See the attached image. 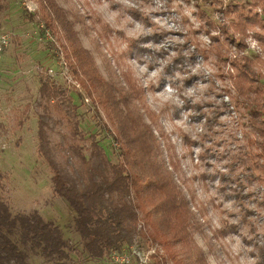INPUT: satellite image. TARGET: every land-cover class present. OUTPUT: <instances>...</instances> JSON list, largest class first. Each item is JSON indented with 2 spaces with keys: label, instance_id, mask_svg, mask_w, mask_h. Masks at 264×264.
Masks as SVG:
<instances>
[{
  "label": "rangeland",
  "instance_id": "374dc122",
  "mask_svg": "<svg viewBox=\"0 0 264 264\" xmlns=\"http://www.w3.org/2000/svg\"><path fill=\"white\" fill-rule=\"evenodd\" d=\"M52 1L104 80L122 85L128 74L139 90L136 103L160 140L162 158L176 167L174 178L194 213L193 239L207 263L259 264L264 149L253 114L264 112L258 104L264 86L259 95L248 82L247 91L236 65L264 79V0ZM1 3L0 172L10 209L36 210L52 221L68 241L73 264H175L171 248L144 236L143 222L132 245L102 259L87 255L75 214L52 192V172L37 151L40 81L70 93L79 129L93 134L113 163L120 161L116 133L64 59L62 32L43 14V3ZM48 128L52 143L62 140L64 126L53 112ZM88 144L81 143L86 155ZM222 227L225 234L216 236ZM27 263L50 264L32 251Z\"/></svg>",
  "mask_w": 264,
  "mask_h": 264
},
{
  "label": "trees",
  "instance_id": "16d2710c",
  "mask_svg": "<svg viewBox=\"0 0 264 264\" xmlns=\"http://www.w3.org/2000/svg\"><path fill=\"white\" fill-rule=\"evenodd\" d=\"M40 2L45 17L58 22L64 40L61 44L64 59L89 91L90 98L102 106L120 149V161L111 162L95 136L86 137L79 129L76 105L70 93L48 80L40 81L38 92L43 103L37 120V151L52 172V192L65 199L75 214L74 230L83 241L87 255L102 259L132 245L139 233L138 223L143 222L148 228L144 236L171 248L175 264H208L193 239L190 223L194 213L174 178L172 169L176 167L162 158L160 140L136 103L139 90L128 74L123 76L122 85L113 86L104 80L90 53L80 45L65 13L52 0ZM245 22V18L238 22L240 31ZM48 28L51 27L45 19L43 29ZM236 68L237 77L247 82V91L252 85L248 82H255L256 93L260 95L264 79L255 77L249 68L237 65ZM237 88L240 90L239 85ZM258 104L261 109L264 100ZM51 112L64 126L60 133L62 140L53 143L52 130L48 128ZM253 122L262 138L260 148L264 149V112L256 111ZM84 140L89 143L88 155L82 151ZM3 187L0 172V264H28L27 251L40 255L50 264H73L68 241L61 230L36 210L13 212L1 193ZM224 230L225 227L216 230L215 235L225 234ZM259 252V264H264V246L259 247Z\"/></svg>",
  "mask_w": 264,
  "mask_h": 264
},
{
  "label": "built area",
  "instance_id": "2783aa9c",
  "mask_svg": "<svg viewBox=\"0 0 264 264\" xmlns=\"http://www.w3.org/2000/svg\"><path fill=\"white\" fill-rule=\"evenodd\" d=\"M123 259V258H122Z\"/></svg>",
  "mask_w": 264,
  "mask_h": 264
}]
</instances>
